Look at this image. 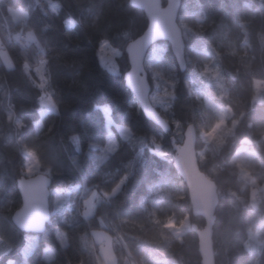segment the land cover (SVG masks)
Wrapping results in <instances>:
<instances>
[{
	"label": "trees",
	"instance_id": "16d2710c",
	"mask_svg": "<svg viewBox=\"0 0 264 264\" xmlns=\"http://www.w3.org/2000/svg\"><path fill=\"white\" fill-rule=\"evenodd\" d=\"M16 9L23 18L13 15ZM177 22L185 71L166 41L151 45L144 59L150 94L159 89L158 70L173 73L170 101L163 111L156 107L171 125L164 133L139 110L123 78L129 69L124 49L147 25L142 10L128 0H0V40L12 62L7 68L0 59V264H105L93 231L109 236L115 264H200L190 225L202 227L204 220L191 214L169 140L173 135L181 142L188 123L197 129L200 170L218 190L215 264H264V189L252 195L264 185V141L257 144L264 136V90L257 93L253 85L264 80V0H181ZM25 33L32 38L22 39ZM102 40L120 51L113 58L117 72L100 62ZM155 46L149 62L157 71L147 65ZM191 87L231 112L219 131L232 129L223 144L200 139L199 131L216 119ZM43 96L52 109L41 115ZM103 106L117 138L113 151L104 148ZM119 125L130 131L128 138ZM245 137L256 153L246 160V179L231 163ZM152 140L164 155L152 151ZM26 150L35 154L39 173L50 177V190L69 191L58 208L49 197L51 217L39 234L18 230L10 219L21 204L16 182L26 176ZM91 194L87 213L84 199ZM184 220L179 238L169 224ZM253 229L259 245L248 239ZM46 245L54 248L50 260L42 255Z\"/></svg>",
	"mask_w": 264,
	"mask_h": 264
},
{
	"label": "water",
	"instance_id": "95a60500",
	"mask_svg": "<svg viewBox=\"0 0 264 264\" xmlns=\"http://www.w3.org/2000/svg\"><path fill=\"white\" fill-rule=\"evenodd\" d=\"M129 4L142 10L147 19L144 31L130 41L124 51L129 69L124 73L125 86L132 93L134 102L145 118L158 126L164 133L171 131L169 121L150 101V84L144 67V59L151 45L166 41L175 57L181 72L186 69L185 42L182 29L177 22L181 0H128ZM174 156L172 166L184 182L190 203L191 214L200 216L204 225L198 227L192 223L190 229L196 234L200 264H215L213 247V225L215 209L218 203L216 183L200 170L196 149L197 129L192 123L184 126L181 142L169 136ZM252 141L242 138L240 144L251 145ZM51 179L43 173L22 176L17 179L16 187L21 204L12 213L13 225L25 233H42L50 220Z\"/></svg>",
	"mask_w": 264,
	"mask_h": 264
},
{
	"label": "rangeland",
	"instance_id": "374dc122",
	"mask_svg": "<svg viewBox=\"0 0 264 264\" xmlns=\"http://www.w3.org/2000/svg\"><path fill=\"white\" fill-rule=\"evenodd\" d=\"M15 12V11H14ZM16 18H18L19 13L13 14ZM68 24H73V20H68ZM188 37V35H187ZM99 49V59L100 62L110 71V72H117V67L113 62V58L117 57L120 54V51L111 46L106 40H102L99 43L98 46ZM158 49V46H155L153 50L149 53L148 59H147V65L151 69L156 70V65L155 64H150L149 59L151 57L156 56V51ZM3 45L0 40V52L3 51ZM43 62L40 63L39 66L36 68L37 75L40 80H42V74L44 71V66ZM172 75L173 73L171 71H165V70H158L157 71V76L159 77L158 85L159 89L155 94H150L149 98L153 106L157 107L160 111H163L167 105L168 102L170 101V89L168 88V84L172 82ZM254 89L257 93H259L261 90H264V80H254L253 82ZM192 92L196 95L197 98H200V95H203L204 99L203 102L207 109L209 110L210 115L216 119L214 122L213 126L208 128L207 130H202L199 131V137L204 141L205 144H207L206 140H211L214 138L219 131L225 126L226 120L222 114H217L215 111V108L218 106L217 104L214 103V101L211 99V97H208L205 93H196L195 89L191 87ZM46 98V96L42 97V103L40 107V114L43 115L45 112L49 111L52 109V103ZM220 107V106H218ZM222 108V107H220ZM104 116H105V122H106V143L104 145V148L107 149L108 151H113L116 146H117V138L115 133L111 130L109 127L110 125V118H109V110L106 106L102 107ZM224 109V108H222ZM40 123H36V128H39ZM117 129L120 133V135L124 138H128L130 136V131L123 125L117 126ZM152 145V151L159 155H164V151L161 149V144L158 143L155 140L151 141ZM251 152H254L253 149L249 147L247 144H241L235 154L233 155L231 159V163L236 164L237 167L239 168V172L242 178L246 179L248 177V168H247V163L246 160L252 156L250 155ZM24 157L26 159L25 161V166H24V175L26 176H31L36 173H39V164L38 160L35 156V154L32 151L26 150L23 152ZM202 151L197 150V155H201ZM264 189V185H261L260 187H253L252 189V195L253 198H257V193L260 190ZM171 191L174 193L177 192L176 188L173 186L171 188ZM68 190H61L59 191L58 189L54 188L50 190V196L52 198L53 202V208H58L62 201L67 197ZM94 195L91 194L84 199V209H89L90 208V202L93 200ZM185 220L181 222L180 226L175 227L172 224H169L170 228L175 232V234L180 238V232L186 227ZM248 239L249 241H252L256 243L257 245L261 244V238L259 237L256 229L250 230L248 232ZM63 243V241H62ZM43 258L46 260H50L54 256V248L50 245H46L43 248ZM164 264H168L167 259H163Z\"/></svg>",
	"mask_w": 264,
	"mask_h": 264
},
{
	"label": "crops",
	"instance_id": "0c3cea01",
	"mask_svg": "<svg viewBox=\"0 0 264 264\" xmlns=\"http://www.w3.org/2000/svg\"><path fill=\"white\" fill-rule=\"evenodd\" d=\"M14 11L16 13H19L18 15L19 18L24 17V13L21 12L20 10L16 9ZM14 11H13V14H15ZM24 35L25 36L23 38L27 40L32 38L30 33H25ZM0 59L3 61L4 65L7 68L12 67V62L5 50L0 52ZM90 205H91L90 208L87 209L86 211L87 213H89L92 208V202H90ZM92 236H93L94 242L98 244V250H99L100 256L102 260L104 261V263L105 264H115V256L113 255V252L111 249V243H110L109 236L102 231H93Z\"/></svg>",
	"mask_w": 264,
	"mask_h": 264
},
{
	"label": "clouds",
	"instance_id": "9594fccd",
	"mask_svg": "<svg viewBox=\"0 0 264 264\" xmlns=\"http://www.w3.org/2000/svg\"><path fill=\"white\" fill-rule=\"evenodd\" d=\"M189 31H192L191 29H188ZM215 111L217 112V114H222L224 116L225 119H228L231 116V112L228 111V109L224 108H220V107H216ZM232 131L231 128H227L225 130H222L221 133H219L217 135V137L215 138V140H206L207 143H215V144H223L225 142V136H227L228 133H230ZM262 141H264V136L261 137V141H257V144L261 143ZM250 155H256L255 152H251ZM253 207H256V204L252 205ZM178 238V237H177ZM246 249L250 248V245H245ZM9 264H11V262H9Z\"/></svg>",
	"mask_w": 264,
	"mask_h": 264
}]
</instances>
